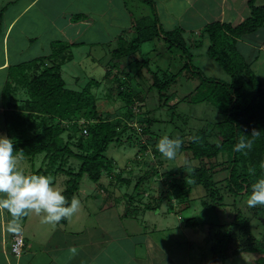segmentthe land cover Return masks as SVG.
<instances>
[{
	"label": "trees",
	"instance_id": "trees-1",
	"mask_svg": "<svg viewBox=\"0 0 264 264\" xmlns=\"http://www.w3.org/2000/svg\"><path fill=\"white\" fill-rule=\"evenodd\" d=\"M142 1L151 4L154 17L148 26L145 25L146 17H143L139 22L142 26L135 27L136 34L132 35L128 44L122 43L112 50V57L115 56L121 66L117 71L112 68L107 71L108 74L115 73V83L124 101L123 108H127L124 115L101 110L92 90L93 84L98 86L101 81L91 79L81 91L67 87L62 66L73 59V44L56 42L49 55L10 66L3 91L4 125L8 137L13 139L16 151L22 150V154L30 159L44 153L49 162L46 171H63L67 174L61 193L69 204L79 191L85 173L94 182L100 181L105 173L113 177L114 162L106 154L109 145L119 142L126 129L136 130L134 120L139 122L142 133L146 134H152L156 121L149 111H142V105H139L145 97L131 86L133 74L128 69L131 62L122 65L119 59L123 55L141 53L140 46L144 41L162 39L169 50L177 47L184 57V64L177 73L168 67L164 70L160 66H157V70L148 68L152 76L150 86L158 89L162 104H169L175 110L183 101L194 104L206 102L217 108L224 117L219 121H210L185 136L181 135L180 149L185 151L187 162L178 167L166 187L160 186L155 190L157 192L153 191L151 200L144 207L134 205L138 193L131 194L121 217H136L141 210L145 213L158 209L163 201L171 202V198H175L181 208L189 207L186 199L193 187L202 185L206 189L201 197L203 208L223 210L220 219L223 222L218 221L217 229L210 232L208 237L212 240L210 249L213 260L218 263L234 254L246 253L256 264H264V232L259 237L254 235L251 224L252 218H259L264 225V206L247 205L251 185L264 177V168L260 166L264 162V81L256 68L264 52H261L260 45H250V52L240 46V41L249 35L258 37L257 41L264 40V4L248 0L250 14L241 22L233 24L227 20H214L205 24L200 34L196 35L180 25L172 29L164 28L155 1ZM128 34L129 30L125 31L124 38ZM204 45L205 53L227 72L229 79L208 76L194 62L195 50ZM67 50L70 52L67 53ZM183 75L193 82V88L171 105V99L178 93L167 90ZM19 90H23L26 96L19 98ZM136 106H139L138 111L135 110ZM173 115L177 116L176 113ZM124 118H127L125 125ZM253 130L257 132L255 136H251ZM64 134L68 137L65 138ZM241 137L252 141L251 149L235 150L234 146ZM148 141L152 142L151 139ZM142 144L146 152L149 147L144 142ZM154 151L157 152V149ZM71 158L79 160L77 169L69 165ZM192 160L195 163H191ZM42 170L41 167L36 173L41 174ZM154 173L147 171L140 174L136 190L150 191L152 186L147 188L144 185ZM117 179L122 183L130 180L122 174H118ZM119 202L120 199L114 200V204ZM171 203L173 208L174 204ZM194 224H197L196 217L186 220V226ZM212 226L215 227L214 224ZM23 239L25 245L24 236Z\"/></svg>",
	"mask_w": 264,
	"mask_h": 264
},
{
	"label": "rangeland",
	"instance_id": "rangeland-1",
	"mask_svg": "<svg viewBox=\"0 0 264 264\" xmlns=\"http://www.w3.org/2000/svg\"><path fill=\"white\" fill-rule=\"evenodd\" d=\"M257 3L264 4V0H257ZM174 6L177 10L181 8L179 3H174ZM202 8L204 9L203 11L210 13L209 4ZM161 16L164 28H172L175 25L173 23V20H175L173 15H171V18L166 13ZM143 17H146L145 25L147 26L148 22L154 17L152 6L148 2L140 4V8L138 10L135 9L133 14L123 16L124 24L131 25L129 34L125 38L124 36L120 38L119 36L121 35H119L117 41L115 40V43L111 46L103 45L101 49L105 50L106 53L104 54L106 55L99 56L101 58L100 61H91L93 57L89 53L91 51L89 44L80 48L74 47L72 49L73 59L62 66V74L67 87L81 91L91 79L101 81L98 86L93 84L92 87L99 100V107L101 106L100 108L103 111L107 110L123 116L127 108L126 106L123 108L124 101L122 96L119 95V90L115 83V73L108 74L107 71L110 68L113 71H117L118 66H121L118 59L115 56L112 57V50L121 46L120 44L122 43L124 45L128 44L132 35L136 34L135 27L138 25L139 27L142 26V23L139 22H141ZM127 19H132V22L126 23ZM205 20L207 21L208 18L206 19L205 17ZM111 21L115 26L119 23L114 18ZM200 31L197 29L194 33L199 35ZM92 35L94 34L92 33ZM41 41L44 44V40ZM205 48L206 46L204 45L195 50L196 57L194 62L201 66L208 76L229 79L230 76L227 72L212 57L205 53ZM35 49L37 48L35 47ZM140 51L141 53L138 52L133 55H123V58L119 60L122 65H127L131 62L128 67L133 74L131 86L145 97L144 102L140 101L141 104L137 103L142 105V111H149L156 118L152 126V134L142 133L141 125L137 120H134L136 130L126 129L119 142L115 141L109 145L106 154L113 159L114 176L112 177L105 173L100 181L94 182L87 173L83 175L80 189L75 195L80 200V209L68 219L69 222L65 226L68 231L71 230L74 233L77 230L80 232L81 230L85 231L81 235L86 238L98 237L99 230L97 228L99 226L107 229L111 236L119 238L110 243V252L115 247L119 250V246H122L123 248H120L122 251L120 257L123 256L129 259V254L136 253L132 259L139 264H256L246 253L234 254L227 260L218 263L213 260V254L210 249L212 240H209L208 237L209 233H213L217 229V224L222 221L220 219L223 217V210L220 208H203L201 197L205 195L206 189L202 185L193 187L190 196L186 199L188 200L187 203L189 202V207L184 206L181 208V204H178L175 198H171V202L174 204L173 208L170 206L172 203L169 200H165L158 209L147 210L145 213L141 210L136 217H128L127 219L120 217L125 212L124 208L128 205L127 202L131 194L138 193L135 196L134 205L144 207L143 205L151 200L153 191L160 186L166 187L168 180L172 178L178 167L187 162L188 159L184 150L179 149L176 156L172 159L165 158L158 151L156 145L163 136L179 138L182 141L181 135L185 136L188 132H194L198 128L207 125L210 121H219L224 117L217 108L206 102L194 104L183 101L180 102L175 110L174 108L171 109L169 104H162L158 89L150 86L152 84V76L148 72V68L157 70V66H160L164 70L168 67L171 71L177 73L184 64L182 51L177 47L169 50L167 43L162 39L144 41L140 46ZM33 52L35 50L30 48V51H27V55H31ZM261 59V62L257 63L256 68L264 81V56ZM111 65H116V67ZM143 65L144 67L141 69ZM161 77H163V74H161ZM192 88V81L188 80L184 75L179 77L174 85L167 90L169 93L173 90L178 93L175 98L171 99L170 104H175L179 97L192 90ZM25 96L26 94L23 91L20 93L19 98ZM138 109L139 106H136L135 110L138 111ZM174 113L177 116L173 115ZM178 115L182 117H178ZM126 120L127 118H124L123 125L127 123ZM64 136L65 138L68 137L67 134H64ZM150 139L152 142L148 141ZM153 141H155V144H153ZM143 142L149 147L146 152L142 148ZM141 149H143L142 153L140 152ZM154 149H157V152ZM29 159L24 160L29 167V175L34 171V174H37L36 171L42 167L41 174L51 176L53 186L62 192L68 178L67 174L63 171H46L49 168V162L45 159L44 153ZM190 162L195 163L194 160ZM69 165L77 169L79 160L71 158ZM147 171L155 172L154 176L149 181H146L144 185L147 188L151 185L152 188L146 192L136 190V183L140 174ZM118 174H122L123 177H127L130 180L122 183L117 179ZM116 199H120V202L114 204ZM142 201L144 203L140 204ZM32 213L33 216H30L29 221H34L32 224L35 225V228L42 224H51L44 222L43 214L36 217V213ZM40 216H42V219H39ZM191 217L197 218V224L186 226V220ZM251 224L253 234L259 237L264 232V225H262L261 219L252 218ZM129 225L135 231L130 230V232L125 228V226L131 228ZM227 227H229V224ZM125 231L130 232L129 240H123L125 235L122 233ZM16 235L21 234L17 233L14 236ZM76 236L78 235L76 234ZM132 244H136V251L130 250L129 247ZM22 252L23 249L21 250ZM20 255L15 256L19 257ZM132 259L128 261L130 262ZM142 260L145 262H142Z\"/></svg>",
	"mask_w": 264,
	"mask_h": 264
},
{
	"label": "crops",
	"instance_id": "crops-1",
	"mask_svg": "<svg viewBox=\"0 0 264 264\" xmlns=\"http://www.w3.org/2000/svg\"><path fill=\"white\" fill-rule=\"evenodd\" d=\"M154 1L161 23L163 13L170 18L173 15L175 25L172 28L180 25L193 33L211 21L227 20L237 24L250 14L248 0ZM141 2L144 3L142 0H0V135L8 137L4 125L3 91L9 78L10 66L49 55L53 52L56 42L73 44L71 51L74 47L80 48L89 44V53L93 57L91 61H100L99 56L106 55L101 47L113 45L115 40L131 28L130 24H124L123 16L133 14L135 9L140 8ZM174 3H179L180 10L175 9ZM208 4L210 13L202 8ZM205 17L208 18L207 21ZM113 18L119 21L118 25H113ZM131 22L132 19H127L126 23ZM257 39L259 38L255 36H246L245 40L240 41V46L249 51L250 45H260L261 52H264V40ZM41 40H44V44ZM30 48L35 52L27 55ZM69 52L70 50H67V53ZM25 159L29 158L22 154L20 167L29 174ZM31 215L33 216L32 212L21 218L17 230L10 226L9 214H0V264H139L132 259L136 253L129 254V259L120 257L122 246H119V250L115 247L110 252V243L119 238L111 236L109 231L101 226L95 225L99 230L98 237L86 238L81 235L85 233L83 230H77L75 233L68 231L65 225L68 224L69 218L35 228L32 224L34 221H29ZM39 219H42V216ZM129 227L131 228L125 226L127 230H133L132 226ZM129 231L122 233L125 235L123 240H129ZM17 233H22L25 237L24 252L19 257L11 251L13 237ZM72 247L77 249L75 255L69 251ZM129 248L136 251L137 246L132 244ZM130 259L132 260L129 262Z\"/></svg>",
	"mask_w": 264,
	"mask_h": 264
},
{
	"label": "clouds",
	"instance_id": "clouds-1",
	"mask_svg": "<svg viewBox=\"0 0 264 264\" xmlns=\"http://www.w3.org/2000/svg\"><path fill=\"white\" fill-rule=\"evenodd\" d=\"M257 132L253 130L251 136ZM182 145L179 138L163 136L157 143L158 151L172 159ZM252 141L241 137L234 146L240 152L251 149ZM22 150L16 151L13 139L0 135V214L7 213L11 217L10 226L19 229L22 217L34 212L43 214L46 223H57L71 218L80 209V200L74 195L69 204L67 198L53 186L52 177L43 174H26L20 167ZM264 168V162L261 163ZM249 207L264 206V177L251 185V193L247 199ZM19 234V233H18ZM22 236L23 234L20 233ZM69 251L75 255L77 249Z\"/></svg>",
	"mask_w": 264,
	"mask_h": 264
},
{
	"label": "built area",
	"instance_id": "built-area-1",
	"mask_svg": "<svg viewBox=\"0 0 264 264\" xmlns=\"http://www.w3.org/2000/svg\"><path fill=\"white\" fill-rule=\"evenodd\" d=\"M12 251L15 253V255H20L21 250L23 249L24 246V239L22 235H16L13 237V243H12Z\"/></svg>",
	"mask_w": 264,
	"mask_h": 264
}]
</instances>
